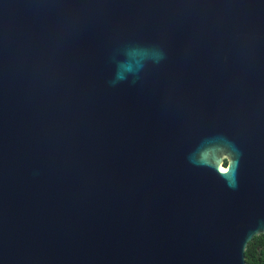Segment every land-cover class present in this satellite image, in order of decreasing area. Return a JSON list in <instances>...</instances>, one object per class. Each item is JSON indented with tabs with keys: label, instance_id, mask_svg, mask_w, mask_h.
I'll return each mask as SVG.
<instances>
[{
	"label": "water",
	"instance_id": "1",
	"mask_svg": "<svg viewBox=\"0 0 264 264\" xmlns=\"http://www.w3.org/2000/svg\"><path fill=\"white\" fill-rule=\"evenodd\" d=\"M260 235L264 0H0V264H246Z\"/></svg>",
	"mask_w": 264,
	"mask_h": 264
},
{
	"label": "trees",
	"instance_id": "2",
	"mask_svg": "<svg viewBox=\"0 0 264 264\" xmlns=\"http://www.w3.org/2000/svg\"><path fill=\"white\" fill-rule=\"evenodd\" d=\"M246 264H264V235L254 237L245 250Z\"/></svg>",
	"mask_w": 264,
	"mask_h": 264
},
{
	"label": "flooded vegetation",
	"instance_id": "3",
	"mask_svg": "<svg viewBox=\"0 0 264 264\" xmlns=\"http://www.w3.org/2000/svg\"><path fill=\"white\" fill-rule=\"evenodd\" d=\"M226 164H227V163H226V161H225V162H224V167L226 166Z\"/></svg>",
	"mask_w": 264,
	"mask_h": 264
},
{
	"label": "snow or ice",
	"instance_id": "4",
	"mask_svg": "<svg viewBox=\"0 0 264 264\" xmlns=\"http://www.w3.org/2000/svg\"><path fill=\"white\" fill-rule=\"evenodd\" d=\"M221 171H227L226 169H221Z\"/></svg>",
	"mask_w": 264,
	"mask_h": 264
}]
</instances>
